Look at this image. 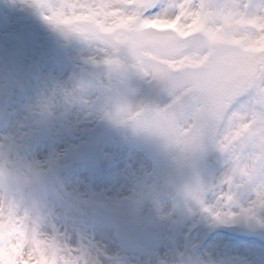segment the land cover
Here are the masks:
<instances>
[{"label": "clouds", "instance_id": "1", "mask_svg": "<svg viewBox=\"0 0 264 264\" xmlns=\"http://www.w3.org/2000/svg\"><path fill=\"white\" fill-rule=\"evenodd\" d=\"M20 3L59 55L2 84L0 264H264V0Z\"/></svg>", "mask_w": 264, "mask_h": 264}, {"label": "rangeland", "instance_id": "2", "mask_svg": "<svg viewBox=\"0 0 264 264\" xmlns=\"http://www.w3.org/2000/svg\"><path fill=\"white\" fill-rule=\"evenodd\" d=\"M59 55L34 12L20 0H0V95L3 81H15L24 71L41 60H52ZM240 226V225H237ZM247 226V225H244ZM231 244L250 254L264 244L258 240H243L224 234Z\"/></svg>", "mask_w": 264, "mask_h": 264}, {"label": "water", "instance_id": "3", "mask_svg": "<svg viewBox=\"0 0 264 264\" xmlns=\"http://www.w3.org/2000/svg\"><path fill=\"white\" fill-rule=\"evenodd\" d=\"M224 232L228 233V234H236L239 236H242L244 238H260L257 234L256 231L251 230V229H238V230H233V231H227L225 230ZM261 240L264 241V239L260 238Z\"/></svg>", "mask_w": 264, "mask_h": 264}, {"label": "bare ground", "instance_id": "4", "mask_svg": "<svg viewBox=\"0 0 264 264\" xmlns=\"http://www.w3.org/2000/svg\"><path fill=\"white\" fill-rule=\"evenodd\" d=\"M255 253L253 252V250H250V255H254Z\"/></svg>", "mask_w": 264, "mask_h": 264}]
</instances>
